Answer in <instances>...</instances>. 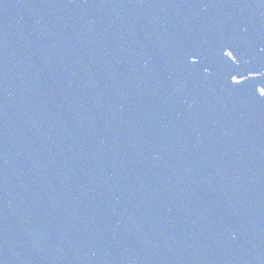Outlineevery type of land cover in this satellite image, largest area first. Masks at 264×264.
I'll return each mask as SVG.
<instances>
[{
	"label": "water",
	"instance_id": "1",
	"mask_svg": "<svg viewBox=\"0 0 264 264\" xmlns=\"http://www.w3.org/2000/svg\"><path fill=\"white\" fill-rule=\"evenodd\" d=\"M0 264H264V0H0Z\"/></svg>",
	"mask_w": 264,
	"mask_h": 264
}]
</instances>
